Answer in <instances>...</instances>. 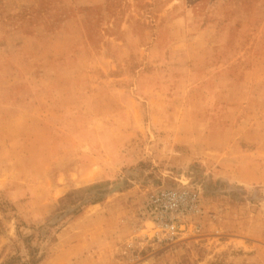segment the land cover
I'll list each match as a JSON object with an SVG mask.
<instances>
[{"label": "rangeland", "instance_id": "374dc122", "mask_svg": "<svg viewBox=\"0 0 264 264\" xmlns=\"http://www.w3.org/2000/svg\"><path fill=\"white\" fill-rule=\"evenodd\" d=\"M41 51L46 75L107 81V109L134 85L169 104L75 146L1 132L17 149L0 158V264H264V0H0V82ZM181 186L201 190L203 230L148 242L142 203Z\"/></svg>", "mask_w": 264, "mask_h": 264}, {"label": "crops", "instance_id": "0c3cea01", "mask_svg": "<svg viewBox=\"0 0 264 264\" xmlns=\"http://www.w3.org/2000/svg\"><path fill=\"white\" fill-rule=\"evenodd\" d=\"M47 58L45 52H38L35 57L26 59L27 67L18 66L19 71L17 70L15 77H8L5 81L0 82V127H3L0 133H9L6 134L7 136L12 134L18 140H32L44 136L43 138L53 139L51 142L56 144V141H54L55 137L49 138V134L57 136L62 131L61 133L69 136L68 144L75 146L76 141L72 136L82 135L86 139L88 136L90 138L96 136L99 132H108V134L112 132L113 136H115L117 130L123 129V121L126 120L127 122L128 117L133 116L140 122L139 108L145 106L144 101H147V107L150 108L149 114L152 118L156 115V107L160 108L163 106L167 108L169 104L166 99L159 97L162 92H158L157 96L148 95L143 97L138 94L141 88L138 85H134L131 88L133 96L130 99L124 103L120 102L116 108L110 109L108 107L107 109V105L105 106L102 103V101L106 100V97L102 98L101 96L106 93L104 89L100 91L99 97L101 100L97 103L95 102V96L97 95L95 92H97L98 87H100L99 89L104 88L103 83L107 84V81L101 78L99 84H93L91 78V80L85 78L83 81L76 83V80L71 75L65 76V78H54L57 76L56 73L46 75L45 70L43 71L42 63L46 62ZM119 59L118 57L117 60L119 61ZM230 68L227 65L222 69L223 71H229ZM221 72L220 69L216 75H221ZM101 73L107 75L111 73V70L103 67ZM152 75L154 74H148L150 78H153ZM45 77H51V82L47 83ZM217 79L221 80L223 78L219 76ZM149 87L151 88V86ZM215 87L217 88L212 92V99L207 105H212V107L228 105L226 100H224L226 104H220V100L223 96L227 97V94L223 95L222 98L219 94H222L221 91L225 92V90L220 88V84ZM150 88L145 93H148ZM255 88L256 85L254 83L247 85L245 91V97H247L245 103L247 104L245 108H251V102L255 98L252 96ZM119 91L123 92L120 89ZM189 91L191 94L193 91L196 93L209 92L208 89L201 88ZM96 107L97 109H95ZM184 108H186L185 105ZM221 115L220 113L215 114V120L220 119ZM82 119H87V124L79 125ZM160 121L162 122V120ZM182 121H186V119H182ZM246 121L249 122L248 116ZM94 123L98 125H94ZM251 134L252 132L243 133L244 137ZM241 136L239 135V137ZM15 141L9 139V144H5L3 146L4 149L1 148L0 143V158L3 155L11 156L15 153L14 151L17 149ZM76 143L78 145V142ZM87 143L80 144L78 148H84L88 145ZM54 162L55 160L51 161V165ZM51 165L49 169L52 168ZM0 169L4 171L5 167L3 166Z\"/></svg>", "mask_w": 264, "mask_h": 264}, {"label": "built area", "instance_id": "2783aa9c", "mask_svg": "<svg viewBox=\"0 0 264 264\" xmlns=\"http://www.w3.org/2000/svg\"><path fill=\"white\" fill-rule=\"evenodd\" d=\"M205 201L198 187L163 188L142 203L140 219L153 244H173L203 230Z\"/></svg>", "mask_w": 264, "mask_h": 264}]
</instances>
